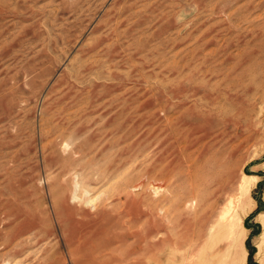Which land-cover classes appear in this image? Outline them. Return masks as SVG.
<instances>
[{"label": "rangeland", "instance_id": "1", "mask_svg": "<svg viewBox=\"0 0 264 264\" xmlns=\"http://www.w3.org/2000/svg\"><path fill=\"white\" fill-rule=\"evenodd\" d=\"M204 248L264 264V0H0V264Z\"/></svg>", "mask_w": 264, "mask_h": 264}, {"label": "bare ground", "instance_id": "2", "mask_svg": "<svg viewBox=\"0 0 264 264\" xmlns=\"http://www.w3.org/2000/svg\"><path fill=\"white\" fill-rule=\"evenodd\" d=\"M231 1V0H230ZM246 0H244V2H245ZM237 2H238V0H237ZM239 6H240V4H239ZM237 7V6H236ZM244 7V6H243ZM243 7H242V9H243ZM245 7H247V6H245ZM244 7V8H245ZM229 9H230V7H228ZM222 9H224V8H222ZM236 10V9H235ZM242 11H244V9L242 10ZM241 11V12H242ZM232 12V11H231ZM226 14H227V11H226ZM234 14V13H233ZM244 14V13H243ZM242 13H241V15H243ZM232 15V14H231ZM233 16V15H232ZM238 16V15H237ZM239 18V17H238ZM228 26V25H227ZM227 26H225V27H227ZM234 32V31H233ZM226 39H227V37H226ZM230 41V40H229ZM259 64V63H258ZM208 105V104H207ZM198 112V111H197ZM203 119V118H202ZM200 123V122H199ZM201 125V124H200ZM198 126V125H197ZM14 195H15V193H14ZM17 198V197H16ZM15 200V199H14ZM5 201V200H4ZM3 202V201H2ZM203 202V201H202ZM206 202V201H205ZM21 203V202H20ZM23 203V202H22ZM212 204V203H211ZM22 205V204H21ZM26 208V207H25ZM7 210V209H6ZM31 210V209H30ZM72 211V210H71ZM238 220H239V218H238V216L237 217H234V215L232 214V212H231V210H230V208H228V207H226V208H223L220 212H218L216 215H215V217L213 218V222H214V226H213V232H212V234H211V237H210V239L212 240V242L211 243H209L208 245H206L205 247L206 248H210V244H212L213 242H215V241H218L222 236L224 237V236H226L227 234H229V232H230V230H232L233 229V227H234V225L235 224H237V222H238ZM16 223V222H15ZM4 229V228H3ZM7 231V230H6ZM34 231V230H33ZM26 237H28V236H26ZM3 238V237H2ZM9 237H7V239H8ZM6 238H5V240H7ZM17 239V238H16ZM24 239V238H23ZM2 240H4V239H2ZM4 240V241H5ZM16 241H18V240H16ZM27 241V240H26ZM33 241V240H32ZM3 242V241H2ZM15 242V240L13 241V243ZM6 243V242H5ZM12 243V244H13ZM29 243V242H28ZM32 243V242H31ZM92 243V242H91ZM11 244V245H12ZM18 245H19V243H17ZM27 244V243H26ZM92 245H95V244H92ZM13 246V245H12ZM22 246V245H21ZM208 246V247H207ZM17 247V246H16ZM94 247V249H95V246H93ZM9 248V247H8ZM13 248H14V246H13ZM206 248H204V249H202L203 251H202V253L201 254H199L198 256H196V258L194 259V260H192L191 258H188V260H187V262H186V264H205L204 262H205V258H204V252H205V249ZM6 249V248H5ZM105 249V248H104ZM97 251V250H96ZM1 252V251H0ZM91 252V251H90ZM98 252V251H97ZM25 253V252H24ZM102 253V252H101ZM1 254V253H0ZM96 255V254H95ZM94 255V256H95ZM98 255V254H97ZM120 255V254H119ZM118 255V256H119ZM122 255V254H121ZM7 256V255H6ZM9 256V255H8ZM118 256H115V257H118ZM123 256V255H122ZM4 257V256H3ZM23 257V256H22ZM104 257H106V256H104ZM114 257V256H113ZM119 257H121V256H119ZM6 258V257H5ZM101 258H99V259H97L96 261L94 260V262H92L93 264H102V263H104V262H102V263H100L102 260H100ZM103 259V258H102ZM105 259V258H104ZM120 259H122V257L120 258ZM108 260H109V258H108ZM108 260H106V262L108 261ZM105 261V260H104ZM110 261V260H109ZM48 262V261H47ZM86 262H88V261H86ZM85 262V263H86ZM105 262V263H106ZM124 262V261H123ZM83 263V262H82ZM90 263V262H89ZM111 263V262H110ZM116 264H117V262H115ZM114 263V261H113V263L112 264H115ZM84 264V263H83ZM88 264V263H87ZM121 264V263H120ZM123 264V263H122ZM130 264H133V263H130Z\"/></svg>", "mask_w": 264, "mask_h": 264}]
</instances>
